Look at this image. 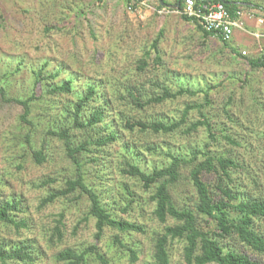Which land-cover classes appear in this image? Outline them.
<instances>
[{"label": "rangeland", "instance_id": "1", "mask_svg": "<svg viewBox=\"0 0 264 264\" xmlns=\"http://www.w3.org/2000/svg\"><path fill=\"white\" fill-rule=\"evenodd\" d=\"M130 2L0 0V88L9 99L0 95V205L16 204L9 213L14 223L0 222V244L27 245L32 256L9 264H63L56 259L58 252L81 251L92 243L108 264H152L156 234L174 222L168 219L162 224L152 215L154 204L148 192L125 173L127 160L151 172L168 165L170 154L184 159L196 156L195 163L202 160L204 151L213 157L225 156L234 166L221 177V184L240 197L264 199V71L250 69L245 60L264 52V36L240 34L238 40H231L229 44L238 52H246L245 58L238 57L220 40L204 38L180 15L144 8L130 12ZM248 28L264 34V28L254 22ZM159 33V67L149 64L139 71L137 61L148 51L153 58L150 46ZM68 80L71 93L52 91ZM130 86L143 100L159 95L160 86L170 92L182 87L191 93L137 107L126 95ZM90 87L94 93L79 120L85 122L96 110L103 119L92 128H74V105ZM14 98L27 101L25 121L20 117L24 106ZM186 106L194 107L185 122L169 133L130 131L122 124L126 118L175 122ZM203 119L213 138L205 125L190 129ZM62 128H69L74 145L89 137L98 142L115 135L104 145H88L81 156L84 181L111 215L139 225L144 232L128 233L118 244L113 238L117 231L106 227L96 241L95 219L87 214L84 196L57 197L40 205L74 173L62 139L50 134ZM40 149L46 159L38 164L30 150ZM190 168L180 169V179L169 191L177 208L194 210ZM215 181L206 179L210 185ZM213 196L221 197L219 192ZM59 214L63 217L57 232ZM199 220L204 224L207 217ZM254 228L264 237L263 222L257 221ZM222 243L264 263V254L240 245L234 236ZM127 247L134 249L135 260ZM86 257V264H99L92 252ZM168 264H185L181 242L171 243Z\"/></svg>", "mask_w": 264, "mask_h": 264}, {"label": "trees", "instance_id": "2", "mask_svg": "<svg viewBox=\"0 0 264 264\" xmlns=\"http://www.w3.org/2000/svg\"><path fill=\"white\" fill-rule=\"evenodd\" d=\"M182 1V0H180ZM231 2L225 4L230 10L234 11L239 8L264 14V0H224ZM159 5V4H158ZM181 5H179V8ZM180 17L190 22L195 28L201 31L204 38H209L210 33L202 30L197 24H193L187 17ZM160 33L151 43L150 49L154 56L150 58L149 51L140 58L136 65L139 71L151 65L152 68H158L161 59L158 55V41ZM221 41V40H220ZM224 46H228L230 51L236 56L245 58L235 47L229 42H222ZM148 58H150L148 60ZM250 69H262L264 71V52L256 58H245ZM150 64V65H149ZM130 86L126 89V95L130 101L137 107H143L152 103H162L167 99H175L184 94H190L191 91L180 87L177 91L170 92L168 88L160 86L161 93L159 95L148 96L144 100L140 98L139 92L134 94L133 88ZM57 93H71V81H66L60 86L52 89ZM94 89L88 88L86 94L80 97L74 105V119L72 126L74 128H92L103 119L100 110L94 111L90 118L85 122L79 120L80 111L87 100L93 95ZM1 97L4 96V89L0 88ZM4 100L9 101L6 97ZM24 106L21 119L26 120L29 113V107L26 100L11 99ZM194 106H186L182 116L175 122L165 123L161 120L144 121L142 119L133 120L126 118L122 124L130 131L138 130L141 132L153 133H169L179 128L184 122L188 110ZM201 106H198V109ZM198 125L207 127L208 136L213 138L210 126L206 121L198 120L190 126V129H196ZM71 126V127H72ZM51 135H58L62 139L64 152L66 157L71 161L74 173L71 178H67L61 184L60 188L55 192L48 194L40 201L43 206L52 202L57 197L71 196L78 199L84 196L88 201L87 214L95 219V240L99 241L103 237L104 228L116 230L114 240L121 244L120 237L131 232H144L143 228L135 223L116 218L102 205L98 193L88 187L84 181L83 172L81 170V156L88 151V145H104L106 142L115 140L114 134H109L105 139L98 142H92L91 137L83 139L79 144L74 145L69 135V128H62L59 132H50ZM28 136H26V139ZM32 158L39 164L45 161L46 156L42 149L30 150ZM170 162L168 165L153 168L151 172L141 170L137 165L130 161H126L125 173L131 178H135L141 182L142 189L148 192L150 202L154 204L152 215L162 224L171 219L174 224L164 226L161 232L156 234L153 243V263L152 264H168L170 256V245L173 241L182 243V255L185 264H264L260 261L251 259L246 253L239 251L233 247H226L222 241L227 237L234 236L238 243L248 249L259 254H264V237L261 236L254 228L255 223L261 221L264 223V199H248L240 197V194H233L232 190L221 184V177L227 176L230 168L234 166L233 160L225 157H213L207 151L201 153L202 160L195 163L196 156L184 159L176 155H169ZM190 166L189 178L195 194L194 210L190 208H177L169 191V187L180 179V169ZM264 173V158H263ZM206 177V178H205ZM208 177H212L215 184L210 185L206 182ZM48 182V180H47ZM215 190V191H212ZM216 192L220 193L219 198L213 196ZM16 209L13 202H5L0 205V222L14 223L9 213ZM62 214L58 215L55 229H59L62 221ZM207 217L204 224L200 222V218ZM26 227L25 223H20ZM57 232H59L57 230ZM226 247V248H225ZM95 243L90 244L86 249L74 251L71 248L56 254L57 261L63 264H86L87 253L92 252L99 264H108L107 259L96 250ZM131 255V260L136 259L133 248L127 247ZM31 254L27 245H19L5 247L0 244V263L9 264V261L19 262L31 259Z\"/></svg>", "mask_w": 264, "mask_h": 264}, {"label": "built area", "instance_id": "3", "mask_svg": "<svg viewBox=\"0 0 264 264\" xmlns=\"http://www.w3.org/2000/svg\"><path fill=\"white\" fill-rule=\"evenodd\" d=\"M153 2L155 0H131L127 9L131 12L136 8H144L159 14L165 11L174 12L187 17L193 24H198L202 30L209 32L212 38L222 42H230L236 31L255 37L264 36L258 30L250 31L247 25V18L251 17L257 28H264L263 13L254 15L253 11L251 13L250 10L244 8L230 11L221 0H182L181 7L177 9L159 8L157 3L152 5ZM241 53L242 55L246 54L245 50H242Z\"/></svg>", "mask_w": 264, "mask_h": 264}, {"label": "crops", "instance_id": "4", "mask_svg": "<svg viewBox=\"0 0 264 264\" xmlns=\"http://www.w3.org/2000/svg\"><path fill=\"white\" fill-rule=\"evenodd\" d=\"M176 1H177V0H162L163 4H161L158 0H155V2L152 3V5H155V3H157V6H158L159 8H165V7H166V8H167V7L169 8L170 5L176 3ZM158 4H159V5H158ZM145 11H150V10L145 9ZM253 22H254L253 18H251V17H248V18H247V25H248V26H250L251 23L253 24ZM240 34L245 35L246 33H244V32H240V31H236L235 34H234V36H233V38H232V40H238Z\"/></svg>", "mask_w": 264, "mask_h": 264}, {"label": "water", "instance_id": "5", "mask_svg": "<svg viewBox=\"0 0 264 264\" xmlns=\"http://www.w3.org/2000/svg\"><path fill=\"white\" fill-rule=\"evenodd\" d=\"M158 1H159L161 4H163L162 0H158ZM221 1L224 2V3H226V4L231 3V2H226V1H224V0H221ZM179 3H180V0H177L176 3L170 5V7H171V8H178Z\"/></svg>", "mask_w": 264, "mask_h": 264}, {"label": "clouds", "instance_id": "6", "mask_svg": "<svg viewBox=\"0 0 264 264\" xmlns=\"http://www.w3.org/2000/svg\"><path fill=\"white\" fill-rule=\"evenodd\" d=\"M226 4V3H225ZM179 5H181V1H180V3H179ZM169 8H171V7H169ZM178 8H179V6H178ZM172 9H177V8H172ZM211 37V36H210ZM219 40V39H218ZM222 42V41H221Z\"/></svg>", "mask_w": 264, "mask_h": 264}]
</instances>
